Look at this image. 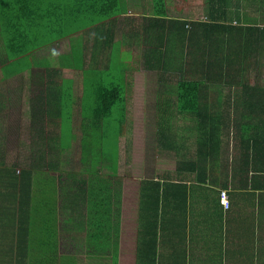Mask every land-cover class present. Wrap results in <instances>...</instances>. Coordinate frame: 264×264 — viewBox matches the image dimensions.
Here are the masks:
<instances>
[{
  "label": "crops",
  "instance_id": "1",
  "mask_svg": "<svg viewBox=\"0 0 264 264\" xmlns=\"http://www.w3.org/2000/svg\"><path fill=\"white\" fill-rule=\"evenodd\" d=\"M23 1L22 5H29L26 13L34 14L23 17L31 28H38L31 31L33 35L54 32L50 25H54L57 19L54 17L60 9ZM132 1L137 11L129 10L128 16H133L139 27L144 20V15H138L139 8L140 13L153 16V2ZM167 2L170 17L191 21L185 15H174L171 0ZM0 15V20L3 17L0 41L3 42L1 47L5 46L3 55V49L0 50V264H264V204H258L262 195L232 187L234 179L229 164L236 151H231L229 145L225 148L204 185L196 182L194 174L176 169L175 175L172 171L165 172L164 178L153 174L131 187L126 186L127 174L122 167L126 161L122 134L118 174L113 183L109 182L111 178L104 164L94 170L92 159L81 157L84 135L77 122L80 120L78 107L70 108V124L64 126L59 106L53 108L56 98L52 94L45 98V106L51 103V110H34L32 105L44 99L30 98L26 104L28 97L22 93L25 87L13 89L10 86L14 81L24 85L30 84L29 81L16 77L18 74L9 78L3 76L8 52L13 54L14 48L6 44L7 39L10 37L11 41L17 32L23 49L30 46L27 41L33 44V40L27 32L15 29L13 23L18 17L4 16L2 10ZM29 19L36 21L32 23ZM7 20L14 21L9 23L10 31L4 26ZM135 32L123 39L131 38L130 44L134 37L132 50L138 49L142 54L145 45H140L142 40L136 39ZM58 39L52 41L51 46L68 40L69 52L72 37ZM116 41L123 53L133 52L125 48L120 38ZM30 49L36 50L31 46ZM23 67L25 65L18 66L19 74L24 73ZM20 91L23 102L13 107L11 100ZM80 97L75 95L74 87L73 99L78 101ZM15 125L18 126L13 127ZM123 128L125 126L122 127L125 131ZM8 144L13 145L12 148L21 145L29 151L24 155L23 148L18 146L20 158L17 160L14 152L10 158ZM172 151L173 147L148 153L146 157H154L156 163L163 157L168 158ZM195 158V155L185 157L182 162L197 160ZM149 164L154 166L152 161ZM15 165L20 166L15 169ZM14 172L20 174L22 183L17 182ZM145 181L163 184L182 181L186 187L143 188ZM22 184L26 194L18 215ZM223 192L228 193V209L223 203Z\"/></svg>",
  "mask_w": 264,
  "mask_h": 264
},
{
  "label": "trees",
  "instance_id": "2",
  "mask_svg": "<svg viewBox=\"0 0 264 264\" xmlns=\"http://www.w3.org/2000/svg\"><path fill=\"white\" fill-rule=\"evenodd\" d=\"M64 1L73 3L65 5L64 9L61 5L55 6L60 11L50 28L57 34L58 40L72 37L71 50L62 54L64 57L61 61L67 63L72 56L71 59H75L77 64L67 63L60 70L80 72L84 80L91 75L95 79L85 84L89 90L95 88L94 126L104 128L105 118L116 114L119 122L114 132L123 134L122 124L125 125L128 119L129 94L125 54L131 55L132 52L123 53L116 40L129 37L127 28H132L136 31V39L142 40L140 45H145L142 51L143 66L154 74L160 87L157 109L161 150L173 147L174 152H180L175 145L173 110L188 115L195 125L192 131L196 137L197 160L179 162L177 169L181 173L188 171L194 174L196 182L204 185L227 147L225 138L229 137V129H234L238 145L233 150L236 151L235 155L230 157L229 170L234 179L232 187L259 193L262 199L258 204H264V0H206L205 19L202 21L174 19L169 15L167 0H152L153 16L140 13L139 8L138 15H144L139 27L136 21L126 20L129 10L137 11L132 0ZM74 4L75 10L72 9ZM28 6L23 4V8L16 7L22 18L34 15L26 13ZM32 12L36 10L32 9ZM49 12L53 14L51 10ZM29 20L32 23L36 21ZM80 23L86 25L83 27ZM13 70L4 71L3 76L9 78L19 74ZM55 76L49 74L46 89L41 92L56 98L53 108L60 106L65 110L79 105L81 111L83 109L82 118L85 108L80 104V99H73V79L62 78V71ZM100 77L110 78L109 82H104ZM226 88L234 91L223 98ZM83 92L84 95L88 93ZM59 95L61 97L57 101ZM45 103V100L32 103V108L37 111L51 110L52 104L48 107ZM82 135L84 140L90 137L84 132ZM84 140L81 157L92 159L94 170L103 164L108 167L107 163L98 159L96 152L83 146ZM118 148L115 167L109 166L111 183L118 174ZM191 156L188 153L181 158ZM19 166L15 165L14 168ZM28 175L31 179L30 172ZM16 176L17 182L22 183L20 174L16 173ZM168 183L145 181L143 188L186 187L182 181ZM19 192L18 215L26 194L23 184Z\"/></svg>",
  "mask_w": 264,
  "mask_h": 264
},
{
  "label": "rangeland",
  "instance_id": "3",
  "mask_svg": "<svg viewBox=\"0 0 264 264\" xmlns=\"http://www.w3.org/2000/svg\"><path fill=\"white\" fill-rule=\"evenodd\" d=\"M23 0H0V11L2 10V15L4 16H13L15 15L18 17V21H16L15 29L22 30L27 32L30 35V38L33 40V44L30 41H27L32 48L36 50H31L30 46L27 49H23V46L20 45L18 41V33L16 32L13 38L10 37L7 39L6 44L8 46H14L13 48V56L11 52L9 53V58L7 59L8 63L4 67V71L14 69L13 71L18 72V66H24L25 68L24 73L18 74L16 77L23 78L24 82L27 80L30 84H22L17 81H14L10 86L14 89L20 86H24L25 89L22 90L23 95L28 97L27 101L25 102L28 104L30 98L32 100L42 97L45 100L47 94L44 92L42 93V89H46V81H48L49 74L56 77L55 75L58 74V71H62L63 76L62 78H73V84L75 87V95L80 97V104L82 107L85 108V112L83 117L81 118V111L79 105H76L77 110L80 115V120L77 121L81 124V129L85 135H89V138L84 140L83 146L89 147L90 151L96 152L97 156L100 158V161L103 163H107L108 167L107 170L109 171L110 167H115V159L117 158V147H119V143L121 141V137L116 138L117 136L122 135V133L114 132V130L118 126L119 116L116 114L109 115L105 118L104 122L106 126L104 128L94 126V109L96 107V95H95V88L93 90H89L86 87L87 82H92L95 79L93 76H87L86 79H82L81 73L72 71L69 69H61L62 65L69 64H77L75 59H71L70 56L67 59V63H63L61 59L64 57L62 54L68 53L69 49V41L65 40L58 45H52L51 41L56 40V33L53 32H46L44 34H40L38 36L33 35L31 31L38 30V28H31L30 25L26 24V21L21 17L20 12L16 9V7L23 8L21 4ZM34 2H40L43 4L58 6L61 5L62 9L65 8V5H71L73 1H64V0H31ZM53 8V7H52ZM56 8V7H55ZM171 8L174 11V15L182 14L183 16L190 17L191 21H202L205 17V8H206V0H171ZM59 9V8H58ZM72 9H76V5L72 6ZM57 10V9H56ZM252 15V14H250ZM1 16V15H0ZM21 17V18H20ZM133 16L126 17V20L129 22H134L135 19L132 18ZM0 20V28L2 29L3 25V17ZM22 19V20H21ZM8 21V20H7ZM14 22V21H11ZM5 21L4 26L7 25L9 31L11 30V23ZM86 24L80 23V26H85ZM42 29V28H40ZM129 33H133L132 30ZM131 36V35H129ZM128 37V36H126ZM131 39V38H129ZM125 40L120 38L122 42H125V48L128 50L133 51V44L134 38L130 40ZM127 41V42H126ZM3 44L0 41V47ZM130 46V47H128ZM52 47V51L50 48ZM3 49V50H2ZM11 49V48H10ZM2 50L1 55L5 52V46L1 47ZM26 50V51H23ZM128 55V54H126ZM126 72L128 75V82L130 86V91L128 94V119L125 125L122 124V127L125 126V131H123L122 138V151L125 152L126 161L123 162V169L126 172V186L136 187L138 186L139 182L144 178L148 179L152 177L153 174L159 175L161 178H164V173L167 171H172L175 175L177 172V163L182 162L184 159L181 156L188 154L189 152L192 156L196 153V137L192 131L194 122L190 119V117L186 114L178 113L176 110H173V131L175 134V145L180 148V152L176 153L172 151V154L168 158H161L157 160L156 163L154 161V157H151L147 154L148 153H155L158 150L162 152L159 146V138H158V91L159 85L157 84L158 79L154 76L153 73L148 72L143 66V58L142 54L139 52L138 49H135L131 57L127 59L126 57ZM41 66H47L43 69H32V68H42ZM49 67V68H48ZM22 69V68H21ZM32 69V70H30ZM263 73V70H262ZM153 74V75H152ZM1 75V73H0ZM264 77V73H263ZM103 79L104 82H109L108 77H100ZM70 83V82H68ZM264 83V79L262 80ZM27 86V88H26ZM92 87V86H91ZM87 91V95L82 94V89ZM234 91V90H232ZM231 88H226L223 93V98H226L227 95L233 94ZM157 96V97H156ZM58 97H61L60 95ZM34 98V99H33ZM227 99H225L226 101ZM13 103V107H16L18 103L23 102L21 97V91L19 95H17L14 99L11 100ZM84 102V104H83ZM60 120L63 121V125L67 126L70 124L69 119V111L70 109L63 110L60 106ZM57 108V109H58ZM115 113V111H113ZM233 115V114H232ZM73 117V115L71 116ZM72 120V118H71ZM116 121V122H115ZM15 125L13 127H16ZM23 126V125H22ZM103 129V130H101ZM89 130V131H88ZM88 131V132H86ZM236 131L234 129H229V137L225 138L226 145L230 146V150L233 151L234 148L236 150L237 138L235 137ZM20 134V133H18ZM100 138L101 140H96V138ZM11 146V144H8ZM13 146V145H12ZM10 147L8 157H13V152L16 154V159L20 158V147L23 148L24 155L26 154L25 147L18 145L20 147ZM123 146H125V150H123ZM54 152L55 150H51ZM128 152V154H127ZM38 153V152H37ZM119 154V148H118ZM235 153H233L234 155ZM154 163V166H151L150 162ZM118 166H119V157H118ZM155 172V173H154ZM110 175L111 173L108 172Z\"/></svg>",
  "mask_w": 264,
  "mask_h": 264
},
{
  "label": "built area",
  "instance_id": "4",
  "mask_svg": "<svg viewBox=\"0 0 264 264\" xmlns=\"http://www.w3.org/2000/svg\"><path fill=\"white\" fill-rule=\"evenodd\" d=\"M222 198H223V203L225 204V206L228 209L230 207V202H229V199H228V193L227 192H223L222 193Z\"/></svg>",
  "mask_w": 264,
  "mask_h": 264
}]
</instances>
